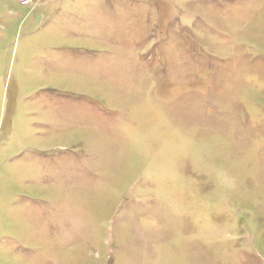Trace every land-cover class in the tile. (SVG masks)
<instances>
[{
    "label": "rangeland",
    "instance_id": "rangeland-1",
    "mask_svg": "<svg viewBox=\"0 0 264 264\" xmlns=\"http://www.w3.org/2000/svg\"><path fill=\"white\" fill-rule=\"evenodd\" d=\"M40 2L0 0V264H264V0H94L62 49L91 1Z\"/></svg>",
    "mask_w": 264,
    "mask_h": 264
},
{
    "label": "crops",
    "instance_id": "crops-1",
    "mask_svg": "<svg viewBox=\"0 0 264 264\" xmlns=\"http://www.w3.org/2000/svg\"><path fill=\"white\" fill-rule=\"evenodd\" d=\"M59 1H64V0H59ZM84 1H91V2L90 3L84 2V4H81V7L84 6L85 11H86V14L83 17L82 16L76 17V15H70V14H67V15L59 14V11H58V13L55 15H49L51 17L48 20H46L45 23L50 22L53 25L61 23V25H62L60 28L47 27V29H45L48 36L55 41V42H50V43L52 45H56L57 49H62V48H65L67 46H73L74 47V46H77L78 44H80V42H78L77 39L76 40L71 39L72 33L76 30L75 26L79 23H85V25H86L88 23V21L91 22V20H93L92 19L93 14L96 12L98 13L102 8H104V3H94L93 2L94 0H84ZM41 2H43L44 7H48L50 5L49 2H51V0H41ZM75 4L76 3L72 4V6L77 8L78 6H76ZM62 7L64 9H68V8L70 9L71 4L62 5ZM77 10L78 9H75V11H77ZM81 20H83L84 22H81ZM72 24H73V27H71ZM60 56L63 58H66V59L68 57H70L65 52L61 53ZM33 130L34 129H31V131H33ZM35 130L36 131L33 134L34 138H30V137H28V138H30L31 142H33V143L44 142L43 141L44 136H42V132L40 130H37V129H35ZM55 130L56 129H54L52 132L54 133ZM25 137L26 136L20 135L19 138H25ZM22 141H23V139H13L12 143L14 145H19L22 143Z\"/></svg>",
    "mask_w": 264,
    "mask_h": 264
},
{
    "label": "built area",
    "instance_id": "built-area-1",
    "mask_svg": "<svg viewBox=\"0 0 264 264\" xmlns=\"http://www.w3.org/2000/svg\"><path fill=\"white\" fill-rule=\"evenodd\" d=\"M21 1L26 2V1H28V0H21Z\"/></svg>",
    "mask_w": 264,
    "mask_h": 264
}]
</instances>
